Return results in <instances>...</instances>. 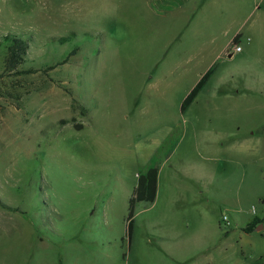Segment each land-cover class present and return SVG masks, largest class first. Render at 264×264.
Here are the masks:
<instances>
[{
  "label": "rangeland",
  "instance_id": "374dc122",
  "mask_svg": "<svg viewBox=\"0 0 264 264\" xmlns=\"http://www.w3.org/2000/svg\"><path fill=\"white\" fill-rule=\"evenodd\" d=\"M159 8L0 0V264H264V0Z\"/></svg>",
  "mask_w": 264,
  "mask_h": 264
},
{
  "label": "trees",
  "instance_id": "16d2710c",
  "mask_svg": "<svg viewBox=\"0 0 264 264\" xmlns=\"http://www.w3.org/2000/svg\"><path fill=\"white\" fill-rule=\"evenodd\" d=\"M5 41L8 46V55L6 58L7 71L9 73L14 74H22L26 73L25 71H21L23 64L26 61V56L29 50V44L25 42L22 38L16 35H8L5 36ZM214 67L209 69L206 74L201 78L198 84L192 89V91L188 94L182 104V111L188 108L198 97L201 90L204 88L209 78L211 77ZM158 179H159V169L157 167H152L148 169L145 174L138 176V183L134 189L133 197L130 200L131 204V212L130 218H132L135 204L137 202H154L157 193H158ZM264 219L256 218L253 222H251L246 228L245 231L248 233L253 232L256 227L263 223Z\"/></svg>",
  "mask_w": 264,
  "mask_h": 264
},
{
  "label": "crops",
  "instance_id": "0c3cea01",
  "mask_svg": "<svg viewBox=\"0 0 264 264\" xmlns=\"http://www.w3.org/2000/svg\"><path fill=\"white\" fill-rule=\"evenodd\" d=\"M193 1L194 0H156V2L159 4V7H160L159 10H160L161 14L165 15L166 17L173 14V13H176L178 11H183V10L187 9V7L190 6ZM182 13H184V12H182ZM230 57H231V55H230ZM189 60L192 61V60H194V58H190ZM189 60L185 61V62L188 63Z\"/></svg>",
  "mask_w": 264,
  "mask_h": 264
},
{
  "label": "water",
  "instance_id": "95a60500",
  "mask_svg": "<svg viewBox=\"0 0 264 264\" xmlns=\"http://www.w3.org/2000/svg\"><path fill=\"white\" fill-rule=\"evenodd\" d=\"M261 228L263 229V227H261ZM262 229H261V230H262ZM256 230H258V231H259L260 229H256Z\"/></svg>",
  "mask_w": 264,
  "mask_h": 264
}]
</instances>
